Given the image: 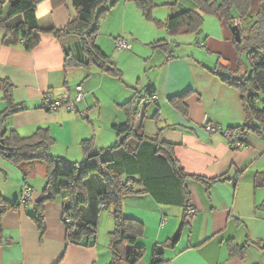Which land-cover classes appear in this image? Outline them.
Segmentation results:
<instances>
[{
  "label": "crops",
  "instance_id": "crops-1",
  "mask_svg": "<svg viewBox=\"0 0 264 264\" xmlns=\"http://www.w3.org/2000/svg\"><path fill=\"white\" fill-rule=\"evenodd\" d=\"M130 1L124 0L116 10L124 21L131 9ZM178 8L181 11L196 9V6L193 0H180ZM167 14L175 13L172 9ZM74 15L72 0H40L33 12L21 17L42 28H61ZM212 16L217 19V23L210 21L218 29L220 39L207 33L203 41H197L207 52L196 49L179 55L172 53L169 58L166 56L152 64L145 73L143 89L154 88V102L142 106L134 126L149 136L158 134L162 140L174 144L176 158L186 173L206 179L216 176L225 179L208 185L193 178L186 181L191 194L190 208L195 212L181 228V207L158 203L149 194L124 198V214L144 226L143 235L138 239L143 254L133 264H150L156 246L163 258L161 264H264V207L261 206L264 185L254 183L255 174L264 171V136L248 132L244 145L234 149L224 135L204 129L205 123L222 130L235 127L245 118L238 90L208 69L218 61L228 63L230 68L236 67L233 33L222 20ZM114 32L109 35L116 39L124 31ZM3 34L0 28V79H8L13 84L14 102L22 107L8 117L9 128L21 136H29L37 128L47 127L53 139L51 153L69 162L82 160L80 142L83 139L93 138L95 149L116 141L112 125L125 121L120 105L127 99L124 102L113 99L115 109L104 112L98 92L109 80L106 76H115L95 66L65 65V51L84 59L76 35L57 38L45 33L32 50L26 51L19 43L5 45ZM97 45L104 51L100 43ZM116 49L110 51V57L120 64L122 53ZM224 53L229 57H224ZM215 54L220 55L214 58ZM77 85L82 86L84 96L75 104L74 111L64 107L48 110L42 106L41 97L47 91L68 101L73 98ZM182 94L186 113L169 102L170 97ZM4 107L0 88V112ZM44 182V165L28 166V175L24 178L17 166L0 157V196L13 203L20 199L24 187L31 190L25 202L7 209L1 216L0 264H108L111 257L108 244L103 241L107 251H102L97 233L84 244L66 240L59 196L44 204V228L37 227L30 215ZM106 223L113 226L109 218ZM179 228L176 242L162 245ZM229 239L237 248H243L242 257L230 256ZM118 264L132 263L122 260Z\"/></svg>",
  "mask_w": 264,
  "mask_h": 264
},
{
  "label": "trees",
  "instance_id": "trees-1",
  "mask_svg": "<svg viewBox=\"0 0 264 264\" xmlns=\"http://www.w3.org/2000/svg\"><path fill=\"white\" fill-rule=\"evenodd\" d=\"M39 1L0 0V28L4 31L5 45L19 43L24 50L30 51L39 43L42 34H53L57 38L76 35L80 39L84 59L65 51V65L95 66L108 75L121 78V70L95 42L98 19L109 11L107 4L111 2L113 5L116 0H72L75 15L61 28H42L36 22L29 24L22 19L21 15L33 12ZM131 1L146 19L153 20L158 27L172 35L199 33L204 15H215L230 28L235 69L219 61L208 68L240 94L244 121L226 130L239 134L242 141L248 132L264 136V0H193L196 9H183L165 19L152 17L153 0ZM236 35L239 36L238 40ZM152 45L167 52V58L172 56L170 44L165 39L156 40ZM244 55L248 65L243 62ZM0 88L5 101V107L0 112V157L17 166L24 178L28 175V166L37 163L44 165L45 183L33 202L32 220L42 230L44 204L59 196L62 199L66 240L84 244L87 239L96 236L100 211L111 209L113 229L109 232L111 257L108 264H118L122 260L133 264L143 254V248L138 245L144 231L143 223L124 214V198L149 194L158 203L181 207V228L188 222V210L191 209V194L186 181L193 178L208 185L225 179L224 176L206 179L186 173L176 158L174 144L162 140L158 134L149 136L135 128V120L142 106L154 102L152 86L134 92L129 100L120 105L125 121L112 125L116 133L115 143L95 149L93 138L83 139L80 142L83 157L78 162H69L51 153L53 139L47 127H39L29 136H21L9 128L8 117L22 107L14 102V86L8 79H0ZM183 97V94L172 96L169 102L186 113ZM254 183L256 186L264 185V171L255 174ZM90 187L93 190L91 194L88 193ZM23 202L18 199L13 203L7 202L0 196V220L7 209ZM261 206L264 207V201ZM180 228L162 245L174 244ZM227 245L230 256L242 257L243 248H237L230 239ZM162 261L161 252L156 246L150 264H161Z\"/></svg>",
  "mask_w": 264,
  "mask_h": 264
},
{
  "label": "rangeland",
  "instance_id": "rangeland-1",
  "mask_svg": "<svg viewBox=\"0 0 264 264\" xmlns=\"http://www.w3.org/2000/svg\"><path fill=\"white\" fill-rule=\"evenodd\" d=\"M123 1L124 0H116L113 5H111V2L107 4L109 11L105 16L98 19L99 26L95 42L96 44L100 43V45H102L104 52L109 55V57L110 51L114 50L116 47V39L109 35L110 32L118 30L124 31L123 34H119V37L129 43L128 49H116L122 53L119 57L120 64L110 57L121 70L122 74L121 78L106 76L110 81H105L104 87L98 92L104 112L106 109H110L109 111L115 109L117 105L113 102V99H119L121 101L123 99L128 100L135 89H143L145 73L149 71L152 64L159 63L163 58H166L167 52L161 47H154L152 45L154 41L165 39L170 44V51L174 55H179L196 51V49L207 52L204 47L197 44V41L201 42L205 39L207 33H211L217 38L220 37L218 29L215 30L213 28L214 24L210 21L213 20L214 23H217L216 17L212 15L204 16L205 20L203 19L204 23L201 32L172 35L165 29L158 27L153 20L146 19L133 1H130L131 9L128 10L127 18L124 21L119 16L120 11H116L118 8H121ZM153 1L154 7L152 8V17L155 19H165L164 17L168 16V11L172 9L174 13H176L175 11H180L178 10L180 0ZM109 13L111 17L108 15ZM128 52L132 54L129 55ZM220 52L222 53V51ZM218 55L220 54H215L214 58ZM222 55H224V57H229L226 53ZM242 58L244 64L248 65L246 56L244 55ZM112 81L113 83H110ZM91 98L93 99L92 95ZM125 100H123V102ZM114 143L115 141L111 145ZM92 192V187H90L88 193L91 194ZM107 218H109L110 223H113L111 209H102L100 211L97 228V243L104 252L107 251V248L102 246L104 243L103 241H105L106 244L109 243V232L113 229V226L106 223Z\"/></svg>",
  "mask_w": 264,
  "mask_h": 264
},
{
  "label": "built area",
  "instance_id": "built-area-1",
  "mask_svg": "<svg viewBox=\"0 0 264 264\" xmlns=\"http://www.w3.org/2000/svg\"><path fill=\"white\" fill-rule=\"evenodd\" d=\"M115 46L117 49H128L129 43L119 37V38H116ZM83 96L84 94H83L82 86L77 85L75 87V93L71 100L64 102L62 101V99L54 97L52 93L47 91L41 97V104L48 110H57L59 108L64 107L68 110L74 111L75 104L80 102ZM204 129L209 133H221L222 135H224V137L228 141L229 146L234 149H239L244 145L243 141L240 139V135L237 133H229L226 129L222 130L208 123L204 124ZM30 192L31 190L29 187H24L22 191V195L19 199L20 202H23L24 200H26L30 196ZM188 211H189V214H193L195 212L194 209H189Z\"/></svg>",
  "mask_w": 264,
  "mask_h": 264
},
{
  "label": "water",
  "instance_id": "water-1",
  "mask_svg": "<svg viewBox=\"0 0 264 264\" xmlns=\"http://www.w3.org/2000/svg\"><path fill=\"white\" fill-rule=\"evenodd\" d=\"M236 39H237V40L239 39V36H238V35H236Z\"/></svg>",
  "mask_w": 264,
  "mask_h": 264
}]
</instances>
